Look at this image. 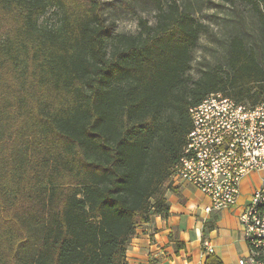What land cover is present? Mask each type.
Masks as SVG:
<instances>
[{
    "label": "trees",
    "instance_id": "trees-1",
    "mask_svg": "<svg viewBox=\"0 0 264 264\" xmlns=\"http://www.w3.org/2000/svg\"><path fill=\"white\" fill-rule=\"evenodd\" d=\"M264 36V0H246ZM114 34L99 0H0V264H128L167 219L190 110L212 93L257 105L264 62L240 37L191 76L206 28L176 3ZM56 26L42 25L49 9ZM205 264H225L214 253Z\"/></svg>",
    "mask_w": 264,
    "mask_h": 264
},
{
    "label": "built area",
    "instance_id": "built-area-1",
    "mask_svg": "<svg viewBox=\"0 0 264 264\" xmlns=\"http://www.w3.org/2000/svg\"><path fill=\"white\" fill-rule=\"evenodd\" d=\"M204 110H190L192 131L172 179L190 184L210 201L206 214L236 208L243 180L264 172V98L257 105L239 103L221 92L208 95ZM264 200V177L244 204L239 216L240 232L248 253L238 264H264V210L255 220L248 213L255 202ZM205 253H213L204 241ZM258 248L261 260H254Z\"/></svg>",
    "mask_w": 264,
    "mask_h": 264
},
{
    "label": "crops",
    "instance_id": "crops-1",
    "mask_svg": "<svg viewBox=\"0 0 264 264\" xmlns=\"http://www.w3.org/2000/svg\"><path fill=\"white\" fill-rule=\"evenodd\" d=\"M257 177L258 181L253 180ZM262 177L264 172L243 180L240 204L236 208L211 214L204 211L210 204L204 194L188 183L171 179V189L166 193L170 216L167 219L153 216L150 223L137 229L128 246V264H205L206 240L225 264H238L248 253L245 242L236 225L222 231L219 227L228 220L238 221L245 202L259 187Z\"/></svg>",
    "mask_w": 264,
    "mask_h": 264
},
{
    "label": "rangeland",
    "instance_id": "rangeland-1",
    "mask_svg": "<svg viewBox=\"0 0 264 264\" xmlns=\"http://www.w3.org/2000/svg\"><path fill=\"white\" fill-rule=\"evenodd\" d=\"M99 1L103 8V14L111 25L114 34L138 33L140 19H146L150 26L156 24L157 10L153 0ZM159 1L165 8L176 3L182 10L191 12L196 21L206 28L197 48L192 52L191 76L194 79L200 77L202 70L214 69L219 65L227 70L230 42L234 37L242 38L247 46L253 48L260 60L264 62V36L259 17L246 0ZM58 23L59 13L54 8L49 9L46 15L41 18L42 25L56 26ZM253 180L258 181L259 178ZM212 217L214 219V216ZM235 219L225 221L219 229L222 231L236 225V230L241 235L239 218L237 222ZM211 222L212 220L209 223Z\"/></svg>",
    "mask_w": 264,
    "mask_h": 264
},
{
    "label": "bare ground",
    "instance_id": "bare-ground-1",
    "mask_svg": "<svg viewBox=\"0 0 264 264\" xmlns=\"http://www.w3.org/2000/svg\"><path fill=\"white\" fill-rule=\"evenodd\" d=\"M204 109L205 101H203L200 105L196 106V110ZM258 210H264V200H258L255 202V207H251V213H248V220H255V215H258ZM251 256H254V260H261V253H258V248H251Z\"/></svg>",
    "mask_w": 264,
    "mask_h": 264
}]
</instances>
